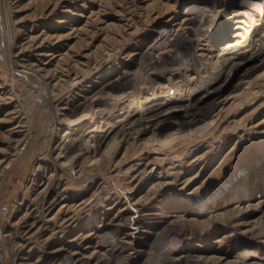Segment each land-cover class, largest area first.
Wrapping results in <instances>:
<instances>
[{
    "label": "rangeland",
    "instance_id": "374dc122",
    "mask_svg": "<svg viewBox=\"0 0 264 264\" xmlns=\"http://www.w3.org/2000/svg\"><path fill=\"white\" fill-rule=\"evenodd\" d=\"M259 6L252 25L264 0H0V264H105L100 239L115 233L143 262L152 225L208 244L191 252L204 264L264 245V57L189 114L130 123L155 96L210 87L212 41L185 16Z\"/></svg>",
    "mask_w": 264,
    "mask_h": 264
},
{
    "label": "bare ground",
    "instance_id": "6f19581e",
    "mask_svg": "<svg viewBox=\"0 0 264 264\" xmlns=\"http://www.w3.org/2000/svg\"><path fill=\"white\" fill-rule=\"evenodd\" d=\"M247 4V3H246ZM248 5V4H247ZM195 7V5H194ZM262 7L252 8L251 11L243 10L238 12L234 11L236 16L224 17L226 15L233 14L229 10H221L216 13L212 8L210 9V16H205V19L198 14V17H192L187 15L183 19L184 25L190 31L191 36L193 32V26L197 25L199 33H207L212 41L211 47L209 48L208 58L212 60L213 67L216 69L214 75L211 79L210 87L202 88L196 97L192 95L186 96L184 94H179V92H172L166 96H155L148 102V106L143 111L135 112L131 116V122L133 125H143L145 123H150L155 119H168L172 117L175 113L185 112L190 113L192 110L199 105L204 96H209L216 90L222 79L227 77L228 74L234 69L242 66L246 62H254L258 58L264 57V47H257L255 40L259 34L260 25L264 24V17L256 19L257 21L254 25L251 23V18L256 16L262 11ZM223 20V22H218L215 20L218 15ZM234 15V14H233ZM216 17V18H214ZM258 41V40H257ZM181 46L176 45V49L181 50ZM260 46V45H259ZM185 56L184 54H182ZM165 57V56H164ZM181 57V56H180ZM160 59V58H159ZM168 57L163 58L164 62L168 61ZM185 57H181L182 62ZM158 60L152 56L149 58V63L156 66ZM108 61H98L96 63V68L100 70L108 65ZM160 64V63H159ZM166 63L160 64V66ZM111 66V65H110ZM110 66L105 68L104 75L110 71ZM112 67V66H111ZM166 68L163 67L165 72ZM172 111V113H169ZM116 129H121V126L117 124L109 125L108 129L104 130L103 136H101L97 141L102 144L105 139L111 137ZM168 182V181H167ZM110 194V193H109ZM122 211V210H121ZM119 212V211H118ZM242 224H244L242 222ZM63 224H61L62 226ZM106 227V226H105ZM108 227V226H107ZM114 230H118V226H111ZM110 228V227H108ZM251 231V230H249ZM105 244L108 255L105 258V264H204L194 258L191 252L196 250H205L204 246H188L180 234L171 232L160 227L159 225H152L151 231L140 240L139 246L135 247L134 251L137 255L144 256L145 261L138 262L137 260L131 261L129 258L120 255L121 249H124V244H128V249L132 248L129 243L124 241L121 237L115 234L102 235L101 239ZM226 240V239H225ZM220 245L224 242L221 237L218 239ZM237 244L234 248L244 247L243 255H239L235 258L232 264H262L264 261V245L259 247L258 245L246 242L238 246ZM180 248H182L180 250ZM200 258V257H199ZM202 259V258H200ZM210 264H221V257H209ZM60 264H89L88 260L84 257L79 259H74L72 255L66 254L62 256V261Z\"/></svg>",
    "mask_w": 264,
    "mask_h": 264
},
{
    "label": "built area",
    "instance_id": "2783aa9c",
    "mask_svg": "<svg viewBox=\"0 0 264 264\" xmlns=\"http://www.w3.org/2000/svg\"><path fill=\"white\" fill-rule=\"evenodd\" d=\"M0 210H1V212L6 213L7 212V207L4 205V206L1 207Z\"/></svg>",
    "mask_w": 264,
    "mask_h": 264
}]
</instances>
